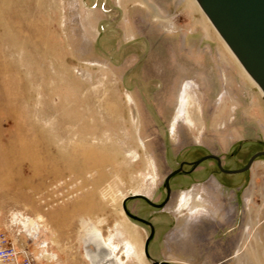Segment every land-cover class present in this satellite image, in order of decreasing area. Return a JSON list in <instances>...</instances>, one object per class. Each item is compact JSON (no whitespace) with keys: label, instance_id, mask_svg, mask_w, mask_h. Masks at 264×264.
Returning a JSON list of instances; mask_svg holds the SVG:
<instances>
[{"label":"rangeland","instance_id":"1","mask_svg":"<svg viewBox=\"0 0 264 264\" xmlns=\"http://www.w3.org/2000/svg\"><path fill=\"white\" fill-rule=\"evenodd\" d=\"M186 81L191 123L172 131ZM262 149L264 98L193 0H0V230L35 264H92V229L137 237L105 264H264V155L243 176L176 175L162 208L128 198L154 227L142 259L149 228L122 209L160 204L181 161Z\"/></svg>","mask_w":264,"mask_h":264},{"label":"water","instance_id":"2","mask_svg":"<svg viewBox=\"0 0 264 264\" xmlns=\"http://www.w3.org/2000/svg\"><path fill=\"white\" fill-rule=\"evenodd\" d=\"M195 1L231 53L264 93V0ZM261 155H264V151L253 154L244 168L225 172L238 173L247 170L250 168L253 160ZM202 159L194 163H198ZM216 159L220 167L219 158L216 157ZM174 173H176V171L173 172V174ZM170 176L171 174L166 178L167 197L169 192L167 181ZM137 197L153 205L149 198L142 194H131L123 198L122 209L126 215L133 219H137V217L133 216L126 209L125 201L128 198ZM137 220L145 222L141 219ZM151 237L152 232L145 240L143 246L145 255H147V244ZM161 263L162 262L152 261V264Z\"/></svg>","mask_w":264,"mask_h":264},{"label":"bare ground","instance_id":"3","mask_svg":"<svg viewBox=\"0 0 264 264\" xmlns=\"http://www.w3.org/2000/svg\"><path fill=\"white\" fill-rule=\"evenodd\" d=\"M194 3H196L195 0H193ZM197 4V3H196ZM199 7V6H198ZM200 8V7H199ZM206 17V16H205ZM207 19V17H206ZM208 20V19H207ZM213 27V26H212ZM214 29V28H213ZM215 31V29H214ZM216 32V31H215ZM217 36L219 37L220 41L223 43L225 48L228 50L232 58L234 59L236 65L239 67V71L244 76V78L251 83L253 87L259 92V95L264 98V93L261 91V89L256 85V83L252 80V78L247 74L245 69L240 65V63L237 61L235 56L231 53L227 45L224 43V41L221 39V37L216 32ZM192 90V84L190 81L183 82L181 84L178 93H177V102L174 110V114L172 117V120L170 122V130H174L175 125L179 122L183 123H191V120L189 119L190 113H189V103H190V92ZM126 97L128 99H131V96L126 93ZM222 97V94L220 95V98ZM249 109L254 110V105L251 104ZM261 120V118H260ZM141 141V140H140ZM142 143V142H141ZM263 156V155H261ZM259 158L256 157L253 162L251 163V167L255 163V161ZM204 163V162H203ZM133 194H142L148 197V195L144 193H133ZM190 200V196L186 194V192L181 193L179 199H178V207L183 209L188 206ZM194 212H198V208L192 209ZM191 211V210H190ZM119 236H122V232L120 230L115 231L114 234H111L107 237L103 236L101 231L99 229H92L87 232L86 236V243L93 244L96 249L95 251L87 250L85 251V255L87 259L92 262V264H105L113 261V259H116L118 256V252L121 251L123 254L130 255L135 254L136 248L135 243H137V237L131 236L132 240H124V247L120 248L119 244L115 241L116 238L119 239ZM119 241V240H118ZM141 246V245H140ZM105 250V251H104ZM139 255H137L140 259L145 256L143 247H140Z\"/></svg>","mask_w":264,"mask_h":264},{"label":"flooded vegetation","instance_id":"4","mask_svg":"<svg viewBox=\"0 0 264 264\" xmlns=\"http://www.w3.org/2000/svg\"><path fill=\"white\" fill-rule=\"evenodd\" d=\"M264 150L262 149V150H257V151H255V152H253L252 154H250L249 155V157L247 158V160H246V162H245V164L243 165V166H240V167H236V168H231V167H228L226 164H225V162H224V159L220 156V155H218V154H214V153H212V152H206V153H204V154H202V155H200L198 158H196V159H194V160H184V161H181L179 164H178V166L177 167H175L170 173H168L167 175H166V177L164 178V188H165V197H164V199H163V201L160 203V204H157V203H154V202H151V203H153V205H151L150 203H149V205H151L152 207H154V208H162L168 201H169V199H170V193H171V179L173 178V177H175L176 175H178V174H180V173H183V172H185V171H188L189 173H192L198 166H200V165H204V164H207V163H209V164H211L212 166H213V173H215V174H219V175H225V176H231V175H238V174H240V175H244V173L245 172H248L249 171V169L251 168V166H250V168L249 169H247V170H244V171H242V172H238V173H226L225 171H229V170H237V169H241V168H244L245 166H246V164H247V162H248V160H249V158L253 155V154H255V153H257V152H263ZM216 157L217 158H219V162H220V167H219V165H218V160L216 159ZM202 158H205V159H202ZM231 159H233L234 157H230ZM200 159H202L200 162H198V163H194V162H196V161H198V160H200ZM204 162V163H203ZM185 167H187V168H185ZM176 171V173H174L173 174V172H175ZM171 174V176L169 177V179H168V181H167V185H168V187H169V192H168V197H167V187H166V178H167V176L168 175H170ZM147 197V196H146ZM137 198H139V197H137ZM142 199V198H141ZM144 200V199H143ZM147 202V201H146ZM148 203V202H147ZM159 205V206H158ZM161 205V206H160ZM131 213V212H130ZM132 214V213H131ZM133 216H135V217H137V219H141V220H144L145 222H142V221H140V222H142V223H144L145 225H147L148 226V228H149V234H148V236L151 234V232H152V237L154 236V227H153V225H152V223L148 220V219H146V218H143V217H140V216H136V215H134V214H132ZM136 219V220H137ZM139 221V220H138ZM147 236V237H148ZM147 237H146V239H147ZM152 237L150 238V240L152 239ZM145 239V240H146ZM149 240V241H150ZM145 243V242H144ZM149 243V242H148ZM143 246H144V244H143ZM145 256H149V253H148V244H147V255H145Z\"/></svg>","mask_w":264,"mask_h":264},{"label":"built area","instance_id":"5","mask_svg":"<svg viewBox=\"0 0 264 264\" xmlns=\"http://www.w3.org/2000/svg\"><path fill=\"white\" fill-rule=\"evenodd\" d=\"M0 264H35L29 250L0 230Z\"/></svg>","mask_w":264,"mask_h":264},{"label":"crops","instance_id":"6","mask_svg":"<svg viewBox=\"0 0 264 264\" xmlns=\"http://www.w3.org/2000/svg\"><path fill=\"white\" fill-rule=\"evenodd\" d=\"M244 180H241L240 181V183H242V185H239L238 184V191L236 192V194L239 192V193H241V192H243V190H244V188L246 187V185H247V183L244 185ZM238 210V209H237ZM239 213V211H237V214ZM244 214V210L242 209L241 210V215H243ZM264 222V221H263ZM235 225H233V226H231L232 228L234 227ZM237 229H240V230H247L248 231V229H250V226L249 225H247V224H245V222H242V224L240 225V227H238ZM257 229H259V232H260V230H264V223H261V224H259L258 226H257ZM230 234H228V235H226V238H227V236H229ZM238 254V253H237ZM258 262H259V258L258 259H256ZM248 261L249 262H251V261H254V259L253 258H251V257H249L248 258ZM258 264H260V263H258Z\"/></svg>","mask_w":264,"mask_h":264}]
</instances>
